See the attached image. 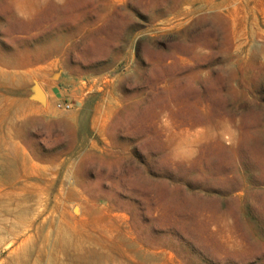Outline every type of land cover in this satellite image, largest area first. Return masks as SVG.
<instances>
[{"label": "rangeland", "instance_id": "1", "mask_svg": "<svg viewBox=\"0 0 264 264\" xmlns=\"http://www.w3.org/2000/svg\"><path fill=\"white\" fill-rule=\"evenodd\" d=\"M1 149L0 263L264 264V0H0Z\"/></svg>", "mask_w": 264, "mask_h": 264}, {"label": "bare ground", "instance_id": "2", "mask_svg": "<svg viewBox=\"0 0 264 264\" xmlns=\"http://www.w3.org/2000/svg\"><path fill=\"white\" fill-rule=\"evenodd\" d=\"M2 142V141H1ZM8 170L7 156L3 149L0 151V173L6 175ZM5 179V177H4ZM0 181V239L17 235L20 220L33 217L35 213V199L25 193L11 192L8 189L6 180ZM18 237V235H17ZM15 241V240H14ZM19 241V239H16ZM24 243V242H23ZM26 245V244H25ZM46 247L51 252L50 260L47 264H55V251L68 253L76 250L84 252L89 249L87 244L80 238L67 230H61L57 235H48L45 241ZM22 247V245H21ZM20 249V248H19ZM34 247H26L21 250L18 256L12 258L10 262L2 261V264H28L34 252ZM95 251H93L94 253ZM13 254V253H12ZM0 263V264H1Z\"/></svg>", "mask_w": 264, "mask_h": 264}, {"label": "built area", "instance_id": "3", "mask_svg": "<svg viewBox=\"0 0 264 264\" xmlns=\"http://www.w3.org/2000/svg\"><path fill=\"white\" fill-rule=\"evenodd\" d=\"M59 108H62L64 110H68L71 108V106L68 103H62L58 105Z\"/></svg>", "mask_w": 264, "mask_h": 264}]
</instances>
